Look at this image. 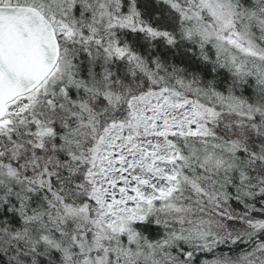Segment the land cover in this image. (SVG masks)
Returning a JSON list of instances; mask_svg holds the SVG:
<instances>
[{
    "label": "snow or ice",
    "instance_id": "1",
    "mask_svg": "<svg viewBox=\"0 0 264 264\" xmlns=\"http://www.w3.org/2000/svg\"><path fill=\"white\" fill-rule=\"evenodd\" d=\"M0 264H264V0H0Z\"/></svg>",
    "mask_w": 264,
    "mask_h": 264
}]
</instances>
